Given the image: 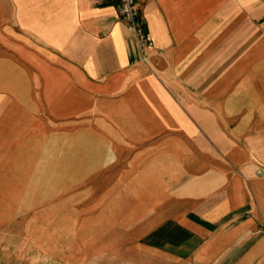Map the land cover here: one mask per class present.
Instances as JSON below:
<instances>
[{
    "label": "crops",
    "instance_id": "1",
    "mask_svg": "<svg viewBox=\"0 0 264 264\" xmlns=\"http://www.w3.org/2000/svg\"><path fill=\"white\" fill-rule=\"evenodd\" d=\"M0 0V264H264V0Z\"/></svg>",
    "mask_w": 264,
    "mask_h": 264
},
{
    "label": "built area",
    "instance_id": "2",
    "mask_svg": "<svg viewBox=\"0 0 264 264\" xmlns=\"http://www.w3.org/2000/svg\"><path fill=\"white\" fill-rule=\"evenodd\" d=\"M118 11L128 29L136 36L140 45L152 46L153 40L145 30L144 21L140 15L138 0H117Z\"/></svg>",
    "mask_w": 264,
    "mask_h": 264
}]
</instances>
